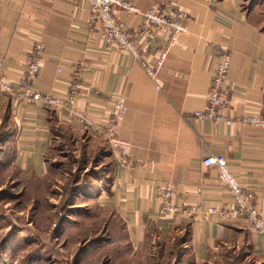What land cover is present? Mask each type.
Instances as JSON below:
<instances>
[{"label":"crops","instance_id":"crops-1","mask_svg":"<svg viewBox=\"0 0 264 264\" xmlns=\"http://www.w3.org/2000/svg\"><path fill=\"white\" fill-rule=\"evenodd\" d=\"M164 1L132 0L142 10ZM168 1L187 12V29L170 46L153 82L128 53L103 42L100 27L88 25V12L79 0H0L4 79L13 85L20 80L32 44L39 41L43 49L32 82L35 89L66 93L72 67L80 61L76 107L102 118L108 113L109 95L123 94L126 112L117 133L130 141L134 164L119 170L113 159L111 178L98 199L121 218L134 248H143L149 236L186 230L198 264L221 242L246 235L252 251L263 260L264 237L244 219L225 222L220 234L215 217L204 215L205 204L229 207L231 198L217 179L216 167L204 166L201 160L209 154L224 155L253 201L264 208V130L213 123L192 114L206 104L218 44L231 56L222 111L235 115L264 106V25L256 14L260 2L249 6V0ZM113 11L127 29H139L138 14L124 15L118 6ZM144 48L145 54L153 52L146 44ZM0 115L12 126L3 138L11 140L5 146L13 165L36 176L45 172V155L57 127L88 133L109 150L104 139L69 121L58 108L17 103L12 94L0 91ZM166 182L176 187L174 201L182 207L178 213L160 211L157 190Z\"/></svg>","mask_w":264,"mask_h":264},{"label":"rangeland","instance_id":"rangeland-1","mask_svg":"<svg viewBox=\"0 0 264 264\" xmlns=\"http://www.w3.org/2000/svg\"><path fill=\"white\" fill-rule=\"evenodd\" d=\"M258 2L263 26L264 1ZM56 129L45 172L36 176L13 165L5 146L11 140L3 138L12 126L0 115L1 264H195L184 231L149 236L134 248L121 218L98 199L114 166L109 150L88 133ZM261 260L245 235L221 242L198 264Z\"/></svg>","mask_w":264,"mask_h":264},{"label":"built area","instance_id":"built-area-1","mask_svg":"<svg viewBox=\"0 0 264 264\" xmlns=\"http://www.w3.org/2000/svg\"><path fill=\"white\" fill-rule=\"evenodd\" d=\"M79 2L85 4L88 12V25L96 24L100 27L103 42L121 52L128 53L153 82L156 81L158 70L163 65L170 46L179 34L187 29V12L168 0L147 10L135 6L132 0H79ZM115 6L121 8L124 15L132 12L138 14L141 20L139 29H127L122 17L113 11ZM144 44L153 52L145 54ZM42 49L41 42L36 41L32 44L23 63V75L15 85L4 79V58H0V91L12 94L17 103L48 106L65 111L69 121L84 127L92 135L106 141L119 170L131 167L134 164L129 156L131 143L117 133L118 123L126 112L123 94L109 95L108 113L102 118H96L87 108L76 107L75 100L80 86V61L75 62L72 67V76L69 79L66 93H49L35 89L32 82L39 71V56ZM215 50L217 59L207 89L206 104L203 108L195 110L192 113L193 117L206 118L213 123L221 122L228 126L236 123L251 125L264 130V106L257 112L235 115H227L222 111L225 107L223 88L227 80L231 56L230 52L220 44ZM154 87L159 89L158 84ZM201 163L204 166L216 167L217 179L226 187L231 198L229 207L204 205V215L215 217L219 233H223L225 222L242 218L254 232L264 237V208L253 201V194L231 170L225 156L209 154L202 158ZM157 191L162 199L161 213L181 211L182 207L174 201L176 187L171 182L159 186Z\"/></svg>","mask_w":264,"mask_h":264},{"label":"trees","instance_id":"trees-1","mask_svg":"<svg viewBox=\"0 0 264 264\" xmlns=\"http://www.w3.org/2000/svg\"><path fill=\"white\" fill-rule=\"evenodd\" d=\"M257 2H258V0H249L248 5L252 6L253 3H257ZM184 234H185V237L183 239L188 240V236H189L188 231L184 230ZM260 264H264V259L260 261Z\"/></svg>","mask_w":264,"mask_h":264}]
</instances>
